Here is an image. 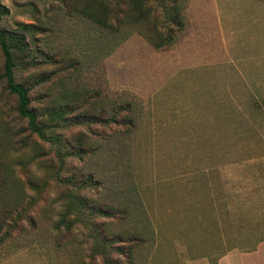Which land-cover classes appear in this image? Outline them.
Here are the masks:
<instances>
[{
  "label": "rangeland",
  "instance_id": "obj_1",
  "mask_svg": "<svg viewBox=\"0 0 264 264\" xmlns=\"http://www.w3.org/2000/svg\"><path fill=\"white\" fill-rule=\"evenodd\" d=\"M91 1L0 0L3 30L34 27L15 77L48 126L19 116L0 48V264H215L264 206V0H147L114 34Z\"/></svg>",
  "mask_w": 264,
  "mask_h": 264
},
{
  "label": "trees",
  "instance_id": "obj_2",
  "mask_svg": "<svg viewBox=\"0 0 264 264\" xmlns=\"http://www.w3.org/2000/svg\"><path fill=\"white\" fill-rule=\"evenodd\" d=\"M97 2V0H92L83 9L82 13L105 30H113V34L119 33L122 25H125V27L129 24L144 26L151 19L152 8L148 6L147 0H127L126 7L117 11L116 3H113V19L109 8L104 4L99 8ZM122 11L124 12V18L120 20L116 14ZM7 14V8L0 5V48L5 58L3 77L6 87L11 94L17 97L19 116L28 122L29 130L45 139L48 126L39 123V115L31 107L30 93L32 88L18 83L15 77L17 65L23 69L29 68L34 59L33 55L36 54V50L27 37V34L34 32V27L29 24H20L16 30L7 32L1 28L2 19ZM147 38L155 43L150 36H147ZM160 46L161 44H157V47ZM64 114L66 112L63 113L62 111L50 113L48 116L49 122L51 124L55 121L63 122L65 120ZM114 119L115 117L113 123H117V119ZM239 215L240 219L235 233L237 235L236 241L234 240V244L230 246L227 253L233 250L254 252L261 243H264V206H259L257 201L252 203L246 200L240 208ZM233 223L234 221H231V228L235 226ZM1 230L2 228H0ZM8 234L9 231L0 239V243L8 238Z\"/></svg>",
  "mask_w": 264,
  "mask_h": 264
},
{
  "label": "crops",
  "instance_id": "obj_3",
  "mask_svg": "<svg viewBox=\"0 0 264 264\" xmlns=\"http://www.w3.org/2000/svg\"><path fill=\"white\" fill-rule=\"evenodd\" d=\"M20 260L11 258L5 264H16ZM217 264H264V243H261L254 252L233 250L222 256Z\"/></svg>",
  "mask_w": 264,
  "mask_h": 264
}]
</instances>
